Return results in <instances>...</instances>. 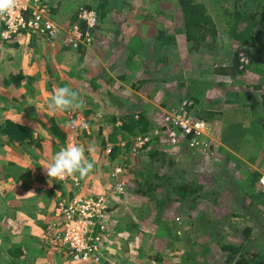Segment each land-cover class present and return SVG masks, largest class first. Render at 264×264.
<instances>
[{
  "label": "rangeland",
  "instance_id": "obj_1",
  "mask_svg": "<svg viewBox=\"0 0 264 264\" xmlns=\"http://www.w3.org/2000/svg\"><path fill=\"white\" fill-rule=\"evenodd\" d=\"M47 1L55 8L54 18L64 28L79 6L91 4L95 9L101 0ZM198 1L205 4L217 29L214 40L207 35L191 52L178 0H103L105 12L95 28L94 40L84 46L89 53L86 59L79 57L74 47L65 45L62 48L60 39L38 43L36 37L25 32L16 35L14 40L0 39V123L10 118V114L28 113L24 109H9L15 104L28 106L24 103L29 102L27 97L40 95L47 104L56 87L68 86L78 92L84 106L63 111L65 137L74 119L78 126L75 130L77 144L85 147V156H88L90 144H97L92 152L96 156L103 152V142L105 152L111 147L108 153L113 151L114 156L110 158L103 152L105 158L110 159L101 163L100 175H104L114 161L121 162L125 168L126 189L125 193L111 196L110 229L116 220L126 222L127 217L133 215L136 220L131 219V223L135 225L129 227L127 234L131 237L135 230L140 232L144 243L153 234L161 238L159 248L166 250L162 264H192L195 255L204 264H226L225 253L218 243L220 238L264 255V105L261 101L264 93V0ZM237 7L252 13L256 20L255 40L251 43L242 44L229 34L231 12ZM142 29L145 34L141 33ZM157 29H167L165 32L172 34L174 40L158 46L152 41ZM234 56L238 57L237 64H234ZM129 58L133 61L136 58L135 68L131 70ZM111 61L119 66L116 63L111 66ZM10 70H22L24 75L13 92L2 85V77ZM26 77L32 80L30 88L25 86ZM95 84L97 86L92 87ZM27 88L28 94L24 92ZM10 93H18L22 99L11 98ZM120 94L126 95L122 116L114 114L110 107L114 98L121 99ZM183 98L192 100L191 113L203 118L208 125L205 144L188 148L185 142L178 141L170 145L160 134L152 139L149 148L147 144L137 154H129L126 146L132 136L126 137L120 128L122 120L131 112L138 113L147 101L151 123H160L162 108L175 105ZM214 99L219 104L214 103ZM219 109L225 110L223 117ZM76 112L86 117L89 132L82 128ZM226 120L227 125L239 121L240 133L225 135ZM120 141L125 145L120 146ZM53 144L52 156L48 158L44 142L33 139L29 143H9L0 132V209L13 198L17 186L41 184L38 175L24 183L25 176L20 185L16 178L28 174L22 170L28 167L23 163L46 161L43 165L47 164L64 147L60 143ZM36 151L39 155L36 162L20 156L33 157ZM76 176H80L79 173L72 177ZM45 177V184L52 185V179ZM109 181L112 183L108 176L104 190L110 187ZM182 182L197 187L196 193L180 196L181 199L177 197L180 194H175L173 188ZM247 227L250 230L245 234ZM166 228L178 229L179 238L169 240L163 233ZM119 236L117 239L121 238ZM111 239L110 230L108 241ZM117 239L110 243L112 248L123 245ZM193 248H200L201 252L190 254V258L184 260L183 256ZM3 255H0V263L8 264V258ZM63 262L70 264L66 259Z\"/></svg>",
  "mask_w": 264,
  "mask_h": 264
},
{
  "label": "built area",
  "instance_id": "obj_2",
  "mask_svg": "<svg viewBox=\"0 0 264 264\" xmlns=\"http://www.w3.org/2000/svg\"><path fill=\"white\" fill-rule=\"evenodd\" d=\"M51 4L47 0H16L15 7L0 15V38L11 40L22 32L34 35L37 39L51 42L59 38L63 45L77 48L79 45L91 44L94 40V28L98 17L93 7L79 6L77 17L84 22L83 27L75 22L62 27L51 12ZM192 100L181 99L177 104L167 107L160 123L153 124L146 132L133 134L129 142L130 154H137L146 144L160 134L167 142L176 144L185 142L188 148L205 144L208 125L206 121L191 113ZM76 112L82 128L89 132L86 117ZM137 117V113L134 114ZM120 122V121H119ZM76 121L70 123L64 147L68 143L77 144ZM125 145V142H121ZM111 147L106 148V153ZM125 168L115 164L109 170L111 187L109 191L86 194H63L59 187L54 188L55 203L52 221L48 224L49 236L44 238L48 247L63 252L72 262L87 264L102 261L106 241L110 236L111 196L125 193L126 181L123 179ZM65 177L63 180H65ZM79 183V177L74 178Z\"/></svg>",
  "mask_w": 264,
  "mask_h": 264
},
{
  "label": "crops",
  "instance_id": "obj_3",
  "mask_svg": "<svg viewBox=\"0 0 264 264\" xmlns=\"http://www.w3.org/2000/svg\"><path fill=\"white\" fill-rule=\"evenodd\" d=\"M50 9H52V6ZM158 30L159 29H157V31ZM95 32L96 31H94V33ZM141 33L145 34V29H142ZM97 35H99V32L97 33ZM143 40L141 39V41L146 46H148L147 43L144 42ZM172 40H174V37L172 38ZM38 41H39L38 43H45L40 39H38ZM152 41H154L155 43V35H153ZM62 48H65V45ZM76 49L78 50V47ZM88 54L89 53L84 50L82 56H84V58L86 59L87 56H89ZM82 56L79 55V57ZM115 59H117V55H115ZM134 61L128 63V66L131 67L130 70L132 68H135L133 66ZM109 63L112 66L116 63V61H111ZM116 66L119 65L117 64ZM120 74L121 73H119L118 76H121ZM133 74L134 71L131 72L130 76L131 75L133 76ZM117 78L119 79V77ZM96 84L92 85V87H96L97 86ZM131 84L133 83L131 82ZM9 96L14 99H22L18 95V93L16 94L14 93V95L10 93ZM120 96L121 99L119 100L121 102L115 100L113 101L111 99L112 104H110V107H111V111L114 114L117 115L118 113L120 114V116H122L121 114H125L124 112L125 103L123 104V102H125L126 100V95L120 94ZM26 99H28L29 102L25 101L24 103L29 104L28 106L27 105L17 106V104H15L16 106L11 105L9 109L11 108V110H16V111H18L19 109L20 110L24 109L28 113H25L24 115L10 114L8 116H10V118L14 119L17 122L26 123L29 126H31L34 131L33 132L34 140L37 139L40 142H44V150L47 152L46 155L48 158H51L52 156L51 150H52V146L54 145L53 143L55 144L60 143L61 145H64L66 139L65 136L64 138H59L50 129L51 123L54 121L57 127L65 133L66 132L65 130H67L65 126L66 116H64L63 111H56L54 113L50 112L47 107L45 99H43V97L40 95H35V97H27ZM38 103L40 104L37 105ZM148 105L149 103L147 101L143 102V108L146 114L151 118V114H149L148 110L146 109ZM165 109L166 108L164 109L162 108L163 111ZM81 133L82 132H80L79 135ZM121 142L123 141H120L119 144L120 146H122ZM95 144L96 143H94V145ZM102 145L105 146V142H103ZM104 146H103L104 154L109 156L110 158L113 157L114 156L113 151H111V153H106L104 151ZM147 147L149 148L150 145L148 144ZM126 148H127V152L130 154L129 143L126 146ZM103 152L101 154L98 153L97 156L93 154L94 152L88 153V156L86 157L94 161V167L91 172H89L86 176H84V178L78 176L81 179V181L79 179L78 184L75 183L74 177H72L73 176L72 175V176H67L66 180H61V181L51 178L53 184L47 185L45 184L47 182L45 175L47 174L43 168V163H45L46 161H44L42 164H36V163L33 164L29 162L23 163L28 167H23L22 170L28 171V174L24 173L25 174L24 177L22 176L16 178V181L19 183V185L22 179L25 178V176L27 179L24 180V183H26L27 181L31 182L33 178L30 177H33L34 175L40 176L41 184L39 185L34 184L32 187L29 184L26 185L25 187L17 186V188H14L16 190L15 192L16 196L13 195L12 199L9 198L8 203H5V206L2 209H0V230H1L0 255L4 253L3 256L7 257L9 260L8 264H64L63 261H65V259L69 261L70 264H77L75 262H72L69 259V257L65 255L63 252L48 247V244L44 242V238L49 234L48 224L52 221L53 218L52 213H53V206L55 203L54 188L59 187L62 190L63 194H66L68 196L74 194H86V193H94L100 191H109L111 185L108 188V190H104L106 189V185L108 181V173H109L108 170H110L115 164L120 163L122 165V163L118 162L117 160L114 161L111 168H109L108 170H106L105 168L106 170V173L104 174L105 176L100 175L102 168V166L100 168V165L103 162V160L106 161L107 158V156L105 158ZM20 156H22L21 158H30L35 162L37 158L39 159V155L37 151L33 157H29L30 155L28 154H24V155L21 154ZM110 158H107V160ZM21 166L22 164L19 161V167ZM105 177H107V179ZM123 179H124V174H123ZM109 184H111L110 181ZM18 196L20 197V199H15ZM130 216L127 217L126 222H122L120 220L117 222L116 220L115 223H112V227L110 229L112 231V239H111L112 241L110 240L106 241V248L102 261L99 263L89 262L87 264H162L163 263V260L165 258L164 254L166 250L163 251L162 247L159 248L161 238L153 234L152 236L155 237L149 236L148 239L146 238L147 239L146 243H144L143 240L144 237L142 238L140 232L136 230L134 231L133 234H131V237H129V234H127V232H129V229H131L129 227L135 225L134 222L131 223V219L133 221L136 220L133 215ZM109 221H111L110 217H109ZM117 235H121L119 236L121 238L117 239L118 238ZM116 239L120 240V242H122L123 245L122 246L118 245V248H115L117 246L115 245V247L112 248L110 246L111 245L110 243H113V241H115ZM2 240H3L2 242L3 244H1ZM161 258L162 260L160 261L159 259Z\"/></svg>",
  "mask_w": 264,
  "mask_h": 264
},
{
  "label": "trees",
  "instance_id": "obj_4",
  "mask_svg": "<svg viewBox=\"0 0 264 264\" xmlns=\"http://www.w3.org/2000/svg\"><path fill=\"white\" fill-rule=\"evenodd\" d=\"M178 4L180 7V11L182 14V27L185 32V37L187 39L188 43V49L189 52L193 51V49H196L201 41L207 37V35H211L212 39L214 40V37L216 35V23L214 22L213 17L207 12V8L205 4L202 1L198 0H178ZM245 4V3H244ZM87 7H93L91 4H85ZM96 12H97V23L98 25L100 19L104 15V9H102V6H104L103 0L98 1V3L95 5ZM55 8L52 7L51 12L54 14ZM77 11L71 16L70 22L71 23H79L82 27L84 22L80 20L77 17ZM232 14V22L229 29V34L232 38L239 40L242 44H248L255 40V37L253 36V30H254V24L256 25V20L253 17V14L250 12H247L244 9L241 8H233ZM252 17V19H251ZM243 23V24H242ZM95 26V27H96ZM2 27V24L0 23V29ZM117 30V29H115ZM118 31V30H117ZM166 29H159L155 34V43L158 44V46H163L165 44H168L170 40H172V34L166 33ZM1 39V38H0ZM14 40V39H11ZM16 45V42H14ZM210 47V45H209ZM85 50L84 45L78 46V51L80 52V56L83 55V52ZM234 64H237L238 57L234 56ZM130 63L133 61V58L127 59ZM24 77L22 70H10L8 73L2 77V85L6 87L9 90L16 91L17 86L21 84V80ZM29 78L32 77V75L28 76ZM27 78L26 81V87H31L33 85L32 80ZM27 92L28 94V89ZM24 94V93H22ZM120 101L119 99L115 98L113 101ZM261 101L264 105V93L261 94ZM121 102V101H120ZM214 103L219 104L217 99L213 100ZM220 108V105L217 106ZM216 111V109H213ZM222 109H219V114H221V117H223V111ZM212 111V113H214ZM217 113V112H216ZM230 113L229 111L227 112ZM151 118L146 114L144 108L140 109L137 113V117H135L134 113H129L124 120H122L120 128H122L125 131V136L130 137L133 134L139 132H146L148 131L154 123H151ZM225 135H233L236 136L239 134V129L241 127V123L233 122L231 125H227V120L225 121ZM51 130L59 137L64 138L65 133L59 129L56 125V123L53 121L51 123ZM232 132H229V131ZM0 132L4 136H6L7 141L9 143H29L33 141V129L31 126H29L26 123H20L17 122L9 117H6L2 123H0ZM147 145V144H146ZM157 151H155L156 153ZM113 155V154H112ZM174 193H178L180 195H175V197L184 196L186 194L193 195L194 192L196 193L197 187H193L190 183L182 182V183H176L174 186ZM182 197H180L181 199ZM178 229H172L171 231L169 228H166L163 233H166L169 237V240H172L173 238H179V234L177 232ZM250 230V227H247L245 234L247 231ZM173 236L171 235V233ZM174 232V233H173ZM211 234V233H210ZM220 249L225 253L224 256V263L230 264L231 261H233V264H264V255L261 253L259 254L257 251H247L246 249L242 248V245L232 243L230 241H223L222 238L218 240ZM192 251H187V254L183 256L184 260H187L190 258V254L192 256L196 253H200V248H193ZM238 254V256H236ZM192 264H204V261L199 260L196 255L192 261Z\"/></svg>",
  "mask_w": 264,
  "mask_h": 264
},
{
  "label": "clouds",
  "instance_id": "obj_5",
  "mask_svg": "<svg viewBox=\"0 0 264 264\" xmlns=\"http://www.w3.org/2000/svg\"><path fill=\"white\" fill-rule=\"evenodd\" d=\"M15 5L16 0H0V15L10 12ZM83 106L84 101L79 97L78 92L73 91L68 86L54 88L47 101V107L53 113L56 111L80 109ZM95 150L94 145H88L87 152L92 153ZM85 152L86 149L84 146L76 143H68L67 146L57 151L51 161L43 165V168L47 176L55 180H63L65 177L72 176L76 173L84 177L94 167V161L88 159L85 156Z\"/></svg>",
  "mask_w": 264,
  "mask_h": 264
}]
</instances>
